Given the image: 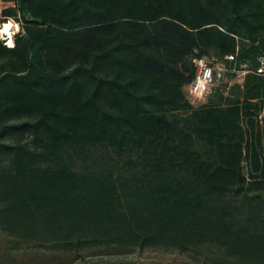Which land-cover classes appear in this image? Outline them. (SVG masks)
<instances>
[{
  "label": "trees",
  "instance_id": "obj_1",
  "mask_svg": "<svg viewBox=\"0 0 264 264\" xmlns=\"http://www.w3.org/2000/svg\"><path fill=\"white\" fill-rule=\"evenodd\" d=\"M0 1V248L264 264V75L186 96L196 56L257 69L264 0Z\"/></svg>",
  "mask_w": 264,
  "mask_h": 264
},
{
  "label": "rangeland",
  "instance_id": "obj_2",
  "mask_svg": "<svg viewBox=\"0 0 264 264\" xmlns=\"http://www.w3.org/2000/svg\"><path fill=\"white\" fill-rule=\"evenodd\" d=\"M8 1L9 3H17V0ZM1 3L0 1V5ZM9 21L16 24L15 35L24 33L22 22L13 18H9ZM0 39L7 42L1 34ZM240 67L246 68V65L241 64ZM231 73H227L225 79L234 82L235 77ZM243 164L246 172V162L244 161ZM205 261L206 259L199 255L165 252L158 249L143 251L134 249L122 253H108L102 249H92L85 252L83 257H79L71 252L55 249L52 245H20L15 248H0V264H93L94 262H102L103 264H235L232 258L219 250H215Z\"/></svg>",
  "mask_w": 264,
  "mask_h": 264
},
{
  "label": "built area",
  "instance_id": "obj_3",
  "mask_svg": "<svg viewBox=\"0 0 264 264\" xmlns=\"http://www.w3.org/2000/svg\"><path fill=\"white\" fill-rule=\"evenodd\" d=\"M232 59V56H228ZM259 66L253 70L249 67L236 68L229 67L224 60L217 58L215 55L196 56L192 59L196 67L194 78L186 86V96L194 105H200L206 102L208 96L213 92L214 88L227 82L229 87L233 82L225 79V75L232 72L235 77L234 82H242L246 73L253 71L257 74L264 75V55L258 57ZM231 73V74H232ZM264 115V110L259 115Z\"/></svg>",
  "mask_w": 264,
  "mask_h": 264
},
{
  "label": "bare ground",
  "instance_id": "obj_4",
  "mask_svg": "<svg viewBox=\"0 0 264 264\" xmlns=\"http://www.w3.org/2000/svg\"><path fill=\"white\" fill-rule=\"evenodd\" d=\"M16 24L11 21H5L0 23V34L7 40L8 44H12L15 39Z\"/></svg>",
  "mask_w": 264,
  "mask_h": 264
}]
</instances>
